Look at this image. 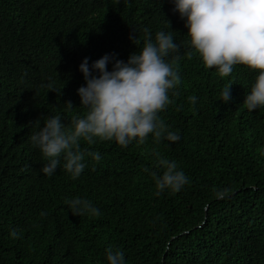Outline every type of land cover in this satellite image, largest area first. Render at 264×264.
Instances as JSON below:
<instances>
[{
    "label": "trees",
    "instance_id": "trees-1",
    "mask_svg": "<svg viewBox=\"0 0 264 264\" xmlns=\"http://www.w3.org/2000/svg\"><path fill=\"white\" fill-rule=\"evenodd\" d=\"M175 8L174 0H0V264H108V248L125 264H264V106L244 104L258 72L236 65L221 77L207 68ZM145 28L153 42L171 32L180 46L166 60L180 56L181 83L158 113L179 141L81 139L78 178L63 155L52 176L43 174L48 161L31 136L50 117L71 126L87 111L75 61L90 66L110 52L112 71L142 49ZM160 159L188 177L179 192L156 194L150 173L163 175ZM77 198L100 215H73L65 201Z\"/></svg>",
    "mask_w": 264,
    "mask_h": 264
},
{
    "label": "clouds",
    "instance_id": "clouds-1",
    "mask_svg": "<svg viewBox=\"0 0 264 264\" xmlns=\"http://www.w3.org/2000/svg\"><path fill=\"white\" fill-rule=\"evenodd\" d=\"M182 18H187L188 35L192 48L202 58L204 65L215 68L221 77L232 74L236 65H244L258 72L250 93L244 104L252 111L264 106V0H174ZM143 47L131 54L127 62L116 60L113 70L108 71L110 60L107 52L102 58L88 66L87 58L75 61L74 72L81 74L86 86L78 89L81 106L87 109L82 117H73L71 126L61 122L59 115L50 117L43 128L31 136L34 146L38 147L48 163L42 167L43 174L52 176L63 155V167L73 179L78 178L86 165L83 163L85 151L79 141L94 144L95 138L101 141L115 140L126 147L132 140L139 138L143 143L148 135L154 134L156 142L163 137L175 143L180 136L168 131L167 125L159 117L167 105L169 91L181 83L178 70L174 67L180 59L166 60L170 53H179V44L174 43L171 32L158 31L153 42L149 29H144ZM136 40V38H135ZM134 40V41H135ZM191 57L192 53H188ZM81 64V65H80ZM98 70V71H97ZM226 85L222 101L230 99V88ZM173 97L178 95L172 92ZM193 104L196 96L188 97ZM68 109L74 106L67 102ZM166 134V135H165ZM96 161L98 153H87ZM166 170L163 175L155 171L150 175L155 181L157 195L165 189L179 192L188 183L183 171L177 170L175 161H158ZM145 172L149 169L145 168ZM229 190L218 191L216 196L224 198ZM73 215L85 212L92 216L100 215L98 209L83 199L65 201ZM46 215L42 212L41 216ZM18 235L14 229L11 236ZM108 264H125L124 253L112 248L105 250Z\"/></svg>",
    "mask_w": 264,
    "mask_h": 264
}]
</instances>
